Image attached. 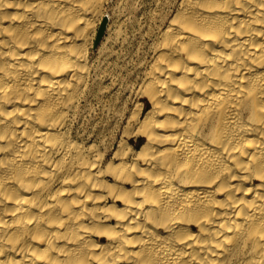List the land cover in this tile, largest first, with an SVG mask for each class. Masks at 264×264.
Returning a JSON list of instances; mask_svg holds the SVG:
<instances>
[{"label": "bare ground", "instance_id": "bare-ground-1", "mask_svg": "<svg viewBox=\"0 0 264 264\" xmlns=\"http://www.w3.org/2000/svg\"><path fill=\"white\" fill-rule=\"evenodd\" d=\"M105 3L0 0V264H264V0H176L110 142L72 127Z\"/></svg>", "mask_w": 264, "mask_h": 264}, {"label": "rangeland", "instance_id": "rangeland-1", "mask_svg": "<svg viewBox=\"0 0 264 264\" xmlns=\"http://www.w3.org/2000/svg\"><path fill=\"white\" fill-rule=\"evenodd\" d=\"M175 1L106 0L95 30L106 18L105 32L96 45L94 34L90 51V81L94 83L90 84L86 102L80 100L73 131L93 129L100 133L98 140L107 138L110 142L118 138L127 117L140 102L145 110L150 108L148 100L136 94L142 63L150 55L151 36L145 33L154 30L173 10ZM140 141L143 139H138L137 147Z\"/></svg>", "mask_w": 264, "mask_h": 264}, {"label": "water", "instance_id": "water-1", "mask_svg": "<svg viewBox=\"0 0 264 264\" xmlns=\"http://www.w3.org/2000/svg\"><path fill=\"white\" fill-rule=\"evenodd\" d=\"M105 25H106V18H103L100 25H99V28L97 30V33H96V37H95V45L98 43V41L100 40L103 32H104V29H105Z\"/></svg>", "mask_w": 264, "mask_h": 264}]
</instances>
